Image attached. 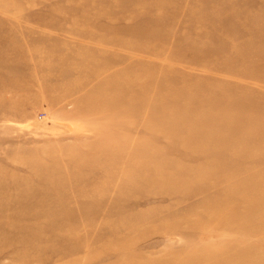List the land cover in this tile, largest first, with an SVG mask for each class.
I'll list each match as a JSON object with an SVG mask.
<instances>
[{
	"label": "rangeland",
	"instance_id": "obj_1",
	"mask_svg": "<svg viewBox=\"0 0 264 264\" xmlns=\"http://www.w3.org/2000/svg\"><path fill=\"white\" fill-rule=\"evenodd\" d=\"M0 264H264V0H0Z\"/></svg>",
	"mask_w": 264,
	"mask_h": 264
}]
</instances>
